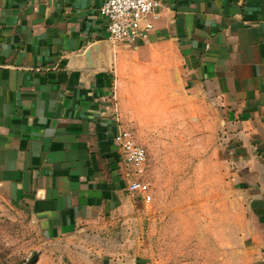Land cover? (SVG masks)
Returning <instances> with one entry per match:
<instances>
[{
    "label": "crops",
    "instance_id": "crops-1",
    "mask_svg": "<svg viewBox=\"0 0 264 264\" xmlns=\"http://www.w3.org/2000/svg\"><path fill=\"white\" fill-rule=\"evenodd\" d=\"M102 2L0 0V190L30 218L33 264H149L114 136L153 105L220 136L264 264V0H161L130 45Z\"/></svg>",
    "mask_w": 264,
    "mask_h": 264
},
{
    "label": "rangeland",
    "instance_id": "rangeland-1",
    "mask_svg": "<svg viewBox=\"0 0 264 264\" xmlns=\"http://www.w3.org/2000/svg\"><path fill=\"white\" fill-rule=\"evenodd\" d=\"M140 109L129 127L147 153L149 185L138 235L149 264H251L254 253L244 199L234 193L215 152L220 136L201 133L183 111L155 121ZM140 197V195H139ZM35 232L27 213L0 190V264H25Z\"/></svg>",
    "mask_w": 264,
    "mask_h": 264
},
{
    "label": "built area",
    "instance_id": "built-area-1",
    "mask_svg": "<svg viewBox=\"0 0 264 264\" xmlns=\"http://www.w3.org/2000/svg\"><path fill=\"white\" fill-rule=\"evenodd\" d=\"M161 0H103L99 13L106 21L108 40L112 44L130 45L153 29ZM123 174L129 178L128 189L144 202L151 198L149 185L143 180L146 149L136 141L130 129H119L114 136Z\"/></svg>",
    "mask_w": 264,
    "mask_h": 264
},
{
    "label": "trees",
    "instance_id": "trees-1",
    "mask_svg": "<svg viewBox=\"0 0 264 264\" xmlns=\"http://www.w3.org/2000/svg\"><path fill=\"white\" fill-rule=\"evenodd\" d=\"M36 255L35 253L25 262V264H33L35 262Z\"/></svg>",
    "mask_w": 264,
    "mask_h": 264
}]
</instances>
